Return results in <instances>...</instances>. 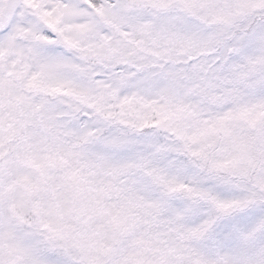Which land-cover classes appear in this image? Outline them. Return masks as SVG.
<instances>
[{"label":"snow or ice","instance_id":"obj_1","mask_svg":"<svg viewBox=\"0 0 264 264\" xmlns=\"http://www.w3.org/2000/svg\"><path fill=\"white\" fill-rule=\"evenodd\" d=\"M0 264H264V0H0Z\"/></svg>","mask_w":264,"mask_h":264}]
</instances>
